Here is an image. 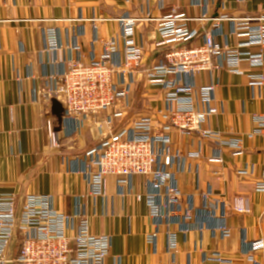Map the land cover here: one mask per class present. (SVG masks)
Here are the masks:
<instances>
[{"label": "crops", "instance_id": "obj_1", "mask_svg": "<svg viewBox=\"0 0 264 264\" xmlns=\"http://www.w3.org/2000/svg\"><path fill=\"white\" fill-rule=\"evenodd\" d=\"M173 12L193 19L189 29L195 36L183 46L201 45L206 33L213 32L222 47L242 49L246 38L235 35L234 21L223 19L263 15L264 0H0V196L14 194L19 208L27 195L50 196L54 208L68 215L79 204L94 233L111 236L106 264H218L211 261L217 255L234 264H253L245 255L249 241L264 239V190L257 189L264 179V135H254L255 117L264 116V94L251 85L250 78L259 70L243 60L240 72H232L224 58H218L219 69L194 78L199 88L216 85L210 106L219 113L208 119L205 129L219 133L222 141L240 140L243 149L242 154L237 153L198 133H172L174 151L186 160V170L173 168L181 200L196 208L193 229L188 232L183 231L186 224L180 220L154 225L145 200L136 199L149 192L146 178L137 176L131 187L121 188L110 177L106 196L100 197L91 194L83 174L86 152L99 145L104 135L126 128L138 118H159L157 112L164 101L159 90L137 77L126 108L85 119H68L58 100L46 101L41 95L47 88L46 78L64 73L69 61L97 60L103 40L118 37L122 50L120 17L158 19ZM52 28L60 36L61 47L50 53L45 34ZM135 28L134 42L144 51L143 65L150 67L163 54L155 49L157 23L140 21ZM110 116L112 125L107 124ZM50 122L60 139V146L54 149ZM217 156L223 161H215ZM246 169L251 174H238ZM208 190L214 200L231 203L240 197L252 205L247 214L226 210L229 237L218 229L223 224L220 215L210 216L202 210ZM156 230L159 235L152 246L147 236ZM168 232L177 237L175 253L168 249ZM11 245L8 258H16L19 240ZM255 259L264 264V250Z\"/></svg>", "mask_w": 264, "mask_h": 264}, {"label": "built area", "instance_id": "obj_2", "mask_svg": "<svg viewBox=\"0 0 264 264\" xmlns=\"http://www.w3.org/2000/svg\"><path fill=\"white\" fill-rule=\"evenodd\" d=\"M154 20L157 23L159 40L155 49L162 51V58L150 67L143 65L144 51L134 42V30L140 21ZM236 23L235 35L246 40L239 47H222L216 42L213 32L206 33L201 45L183 46L195 36L189 29L193 19L183 13H171L158 19L145 17H120L124 47L121 50L118 37L103 42L102 53L97 60L84 63L71 60L61 75L46 78L47 88L42 95L46 101L58 100L69 119L94 118L100 113L126 108L134 90L136 78L142 77L149 87L156 88L164 97L163 107L157 112L159 118L148 116L138 118L117 132L104 135L100 144L86 152L83 174L95 196H106L108 179L116 178L121 188L131 187L137 176L149 182L146 196L138 194V201L145 200L154 225L180 220L191 231L196 208L192 203L182 202V192L177 184L174 167L186 170L184 155L173 149L172 133L183 135L199 134L204 138L216 139L220 144L231 146L242 154V142L238 139L222 141L219 133L205 129L204 125L213 115L219 113L211 107L216 85L199 88L194 78L202 73L219 69L215 60L224 58L232 72L239 73L246 60L258 74L251 75V85L264 94V14L257 17L223 21ZM47 49L51 53L61 47L60 36L55 28L46 31ZM253 48H258L253 52ZM77 49V46L74 47ZM202 104L203 108H199ZM122 114V112L120 113ZM113 116V115H112ZM113 118L107 121L112 125ZM257 130L254 135H264V116H256ZM50 146H60V139L54 124L48 125ZM198 157V155H190ZM215 161L222 162L219 156ZM190 170V169H189ZM250 171L240 170L246 176ZM264 190V179L257 184ZM202 210L210 216L220 215L223 222L218 229L223 237L230 236L225 222L226 210L240 214L250 213L252 205L248 199L236 197L231 203L213 199L208 190L203 195ZM206 213V214H207ZM158 230L147 236L150 245L157 242ZM19 240L20 250L16 258H8L12 242ZM168 249L177 250V237L168 232ZM111 236L95 234L89 216L78 204L72 215L54 208L50 196L27 195L19 208L14 194L0 196V264H106L112 249ZM246 252L248 260L257 264L256 254L264 250V239L249 241ZM211 261L218 264H234L221 255Z\"/></svg>", "mask_w": 264, "mask_h": 264}, {"label": "water", "instance_id": "obj_3", "mask_svg": "<svg viewBox=\"0 0 264 264\" xmlns=\"http://www.w3.org/2000/svg\"><path fill=\"white\" fill-rule=\"evenodd\" d=\"M55 103H56V101H55ZM57 104V103H56ZM58 105V104H57ZM59 115V114H58Z\"/></svg>", "mask_w": 264, "mask_h": 264}, {"label": "rangeland", "instance_id": "obj_4", "mask_svg": "<svg viewBox=\"0 0 264 264\" xmlns=\"http://www.w3.org/2000/svg\"><path fill=\"white\" fill-rule=\"evenodd\" d=\"M151 99V98H150Z\"/></svg>", "mask_w": 264, "mask_h": 264}]
</instances>
